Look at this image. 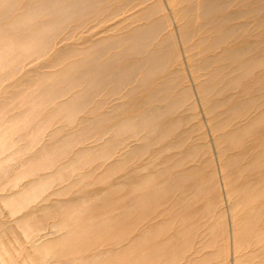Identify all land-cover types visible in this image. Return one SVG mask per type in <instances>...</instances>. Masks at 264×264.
I'll list each match as a JSON object with an SVG mask.
<instances>
[{
	"label": "bare ground",
	"instance_id": "6f19581e",
	"mask_svg": "<svg viewBox=\"0 0 264 264\" xmlns=\"http://www.w3.org/2000/svg\"><path fill=\"white\" fill-rule=\"evenodd\" d=\"M263 147L264 0H0V264H264Z\"/></svg>",
	"mask_w": 264,
	"mask_h": 264
},
{
	"label": "rangeland",
	"instance_id": "374dc122",
	"mask_svg": "<svg viewBox=\"0 0 264 264\" xmlns=\"http://www.w3.org/2000/svg\"><path fill=\"white\" fill-rule=\"evenodd\" d=\"M261 149H264V147ZM200 162L201 163L198 164V168H197L198 171H200V169L203 170L206 168V163L202 162V161H200ZM244 163H247V159ZM233 178H236V181H233ZM241 178H246V172H240V173L239 172H233L231 175H229V179L233 182H238ZM183 200H184V198L180 199V203L182 206H183V204H182ZM170 202H172V200ZM198 205L200 208L202 204L199 203ZM193 208L196 210L195 207H193ZM197 212H198V215H197L198 219L192 220L189 224V225H191V232L192 233H191L190 237H191L192 241L190 243H187L181 249L182 251L180 250V253H183L182 256H184V258L177 259L176 264H200L202 262L199 260L200 257L201 256H207L208 254H213L214 256L218 255V259L216 261L214 259H212L213 258L212 256L211 257L208 256L207 258H202L203 260L206 259L208 264H227L229 260H228L227 246H226V244H227L226 238L223 236L224 226H222L220 223L217 226L219 228H217V229L210 228L209 222L207 219H200V216H202L203 213H201L199 211H197ZM155 215L152 216L151 220L149 221V224L152 227V229H150V230L153 231V236H154V240H153L152 244H155L157 242L162 244L163 243L162 239H164V238L171 237L173 239L176 236H182L184 230L177 232L176 234H174L173 230H168V231H166V233L164 234L163 237H161L160 239L157 238V235H154V234H156V229L158 227H160L161 230L167 229L169 227V225L166 226L164 224H161L160 226H158L157 223H161L162 221L169 220L170 216L163 217V218H160V217L155 218ZM144 222L148 223L146 220ZM198 225H200V227H199V229L196 230ZM141 228L142 227H140V228L138 227L137 228L138 230L136 229L135 233L137 231H140ZM213 230L217 234H214ZM129 237H132V235H130ZM211 239L213 240V243L211 242ZM122 245H126V242L122 243ZM246 247H247V250H246ZM246 247H241V248L237 249L238 252L235 255V258H237L236 264H253V263L257 262V261L250 262L249 260L258 256V252H260L261 247L260 246H258V247L246 246ZM188 259H190V260H188ZM161 261H170V260L165 259V260H161ZM258 263H256V264H258Z\"/></svg>",
	"mask_w": 264,
	"mask_h": 264
}]
</instances>
